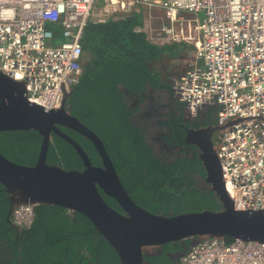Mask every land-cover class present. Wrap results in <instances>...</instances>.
Segmentation results:
<instances>
[{
    "label": "built area",
    "instance_id": "2783aa9c",
    "mask_svg": "<svg viewBox=\"0 0 264 264\" xmlns=\"http://www.w3.org/2000/svg\"><path fill=\"white\" fill-rule=\"evenodd\" d=\"M98 1L0 0V71L25 82L31 102L60 108L84 72L82 35L90 21L133 14L143 18L139 26L149 20L150 31H138L148 40L193 46L168 98L190 117L217 109L223 128L215 144L235 208H264V0H104L95 13ZM161 13L169 22L153 25ZM35 207L19 204L12 223L30 227ZM175 264H264V243L205 238Z\"/></svg>",
    "mask_w": 264,
    "mask_h": 264
},
{
    "label": "trees",
    "instance_id": "16d2710c",
    "mask_svg": "<svg viewBox=\"0 0 264 264\" xmlns=\"http://www.w3.org/2000/svg\"><path fill=\"white\" fill-rule=\"evenodd\" d=\"M142 22L141 16L133 14L88 23L82 35L84 72L73 86L67 109L101 136L125 188L142 207L164 215L220 209L222 203L208 184L197 183L206 175L197 148L193 146L190 155L182 150L167 156L155 154L148 142V125L144 124L148 116L136 117L146 97L154 101L164 90L172 93L170 75L164 78L155 63L164 55L175 57L184 49L177 50V43L182 42H151L145 33L138 32ZM178 109L180 115L174 119L185 124L184 109L180 104ZM167 114L161 112V117ZM208 117L215 119L210 112ZM164 124L173 132L172 137L168 132L165 138L171 144H180L184 128L176 126L172 118L159 125ZM61 128L80 142L93 164H102L91 140L75 130ZM42 138L36 130L0 131V151L15 162L35 165ZM47 162L65 169L84 168L74 146L55 133ZM100 191L111 206L124 212L113 197ZM35 209L36 218L30 227L15 226L10 220L9 194L0 183V264H121L116 250L85 215L57 205L41 204ZM225 240L234 238L227 236ZM184 244L186 250L191 247V241L186 240L146 250L144 259L148 264H175Z\"/></svg>",
    "mask_w": 264,
    "mask_h": 264
},
{
    "label": "water",
    "instance_id": "95a60500",
    "mask_svg": "<svg viewBox=\"0 0 264 264\" xmlns=\"http://www.w3.org/2000/svg\"><path fill=\"white\" fill-rule=\"evenodd\" d=\"M72 89L65 92L60 108H45L29 100L25 82L0 71V131L36 130L43 137L35 165L15 162L0 151V183L9 194L10 216L22 203L57 205L79 212L113 246L121 264H148L144 259L146 250L186 240L191 241V247L205 238L225 239L227 236L264 243V208L237 209L226 189L214 139L216 131L223 126L188 129L186 137V142L197 148L206 171L205 182L222 207L176 215L154 213L128 193L101 136L67 109ZM171 89L173 91V87ZM61 126L91 140L102 164H93L80 142ZM52 133L74 146L83 169H65L47 162ZM100 188L113 197L124 212L111 206ZM183 247L184 251L177 252L178 256L187 251V245Z\"/></svg>",
    "mask_w": 264,
    "mask_h": 264
},
{
    "label": "flooded vegetation",
    "instance_id": "af4514ba",
    "mask_svg": "<svg viewBox=\"0 0 264 264\" xmlns=\"http://www.w3.org/2000/svg\"><path fill=\"white\" fill-rule=\"evenodd\" d=\"M171 93V92H170ZM151 100V101H150ZM158 101V100H157ZM168 102L170 104L171 107H173L172 105L174 103H171V101L168 98ZM144 105V110L143 113L146 114L148 116L149 119H153L155 122L157 119H159V121L156 123L158 126V130L156 132H154L151 136H152V140H154V142H156L157 144H159V154L158 155H172L175 154L177 152H180L181 150L187 154L190 155V152L193 150V145L189 144L186 142V137H187V130L189 129H198L201 127H207V126H211V125H216L217 121L215 119H213V121H211L208 117L209 114V110L204 108V110H206L205 114L201 115L198 117V115L196 117H186L183 116V121H185L184 123H180L177 122L175 118V116H179L180 113L176 112L178 109V106L176 109L170 108L169 110H167L166 113H170L171 116L169 117L170 114H167L164 117H161V112H162V105L163 104H159L158 102H156L155 100L153 101V99H151L149 96L146 97V101L144 103H141V106ZM210 109V108H209ZM203 110V109H202ZM201 112V111H200ZM155 115H157V117H155ZM198 117V118H197ZM170 118H172V121H175L176 126H182L184 128V138H179L181 143L180 144H171L169 143V140H167L165 138V134L169 132V136H173V132L172 129L169 125H159L160 123H165V121H168ZM177 118V117H176ZM160 122V123H159ZM155 124V123H154ZM160 129H162V131H160ZM218 132L216 131L215 134H217ZM215 139V138H214ZM195 147V146H194ZM196 151H198L196 149ZM198 155V152H197Z\"/></svg>",
    "mask_w": 264,
    "mask_h": 264
},
{
    "label": "rangeland",
    "instance_id": "374dc122",
    "mask_svg": "<svg viewBox=\"0 0 264 264\" xmlns=\"http://www.w3.org/2000/svg\"><path fill=\"white\" fill-rule=\"evenodd\" d=\"M104 4H105V1L104 0H100V1H98L97 3H96V5H95V13H97V12H101V10H102V8L104 7ZM158 19L155 21V22H153V25H155V26H157V25H161L162 23H168L169 21L166 19V17L164 16V14L163 13H161V14H158ZM150 24H149V20H146V24H145V26H141V27H138L137 29L139 30V31H150L149 30V26ZM152 41H153V39H151ZM161 42H167V41H165V40H160ZM168 41H170V40H168ZM182 43H186V42H183L182 41ZM187 44V43H186ZM193 51V50H192ZM168 60L169 59H167V60H159L158 61V63H156L157 65V68L159 69V70H168V69H172L173 70V72H174V74H176L175 75V77L173 78V79H170L171 80V83H172V85H173V88H174V86H175V84H176V82H177V80L179 79V77H180V75L184 72V71H186L188 68H189V66H190V63L187 65L186 63H187V60H185L184 62H180V63H177V64H172V62L169 60V62H168ZM188 67H187V66ZM170 90H164V91H162V92H160L159 93V95L158 94H156V96L157 97H159V99H156L155 101L156 102H158L159 104H163L162 105V112H166L167 110H169L170 108H173V107H175V108H173V109H176L177 108V106H178V104H173L172 106L173 107H171L170 106V104H169V102H168V95L170 94ZM158 100V101H157ZM136 102H133V103H131V106L132 107H134V104H135ZM144 105L143 106H141V110L136 114V117L138 118V117H140L142 114H144L143 113V110H144ZM206 109H208L209 110V112H210V116L212 117V118H216V115H217V109H215V108H213L214 110H211L212 108H208V107H206ZM177 111V113L179 112V109H176ZM205 112H206V110H201V112L199 113V115H198V117L199 116H201V115H203V114H205ZM183 114H184V116H186V117H190V116H188L186 113H185V111L183 110ZM197 117V118H198ZM191 118V117H190ZM159 120L157 119L156 120V122L153 120V119H147V121L144 123V124H147L148 125V131H147V133H148V142L150 143V145L153 147V149H154V151H155V154H159L158 152H159V144H157L156 142H154V140H152V134L154 133V132H156L159 128L157 127L158 125L156 124L157 122H158ZM155 123V124H154ZM160 131H162V129H160ZM216 136H217V134H214V138H216ZM197 183L199 184V185H205V179H203V178H198L197 179Z\"/></svg>",
    "mask_w": 264,
    "mask_h": 264
},
{
    "label": "crops",
    "instance_id": "0c3cea01",
    "mask_svg": "<svg viewBox=\"0 0 264 264\" xmlns=\"http://www.w3.org/2000/svg\"><path fill=\"white\" fill-rule=\"evenodd\" d=\"M145 31V30H144ZM145 32H147V31H145ZM161 39H153V41L150 39V41L151 42H153V43H155V44H173V43H171V41H167V42H161L160 41ZM170 42V43H169ZM177 44H179L178 46V51L180 50V49H182L183 47H184V49H183V51L182 52H180L178 55H176L175 57H173V56H171V55H164L161 59H159V60H167V59H169L171 62H172V64H177V63H180V62H184L185 60H187V65L190 63V59H191V57H190V55L192 54L193 55V53H194V51H192L193 49H192V45H190V44H186V43H177ZM183 46V47H182ZM190 53V54H189ZM191 55V56H192ZM193 57V56H192ZM158 60V61H159ZM169 60H168V62H169ZM158 61L156 62V63H158ZM155 63V67L157 68V64ZM186 65V66H187ZM188 67V66H187ZM158 69V68H157ZM159 70V69H158ZM161 73H162V76H164V78L166 77V75L168 74V75H170L169 77H171V79H173L174 77H175V75L176 74H174V72H173V70L172 69H168V70H159ZM185 72V71H184ZM183 72V73H184ZM182 73V74H183Z\"/></svg>",
    "mask_w": 264,
    "mask_h": 264
},
{
    "label": "bare ground",
    "instance_id": "6f19581e",
    "mask_svg": "<svg viewBox=\"0 0 264 264\" xmlns=\"http://www.w3.org/2000/svg\"><path fill=\"white\" fill-rule=\"evenodd\" d=\"M149 28H150V25L148 26ZM150 30V29H149ZM161 40H163V39H161ZM165 41H168V40H165Z\"/></svg>",
    "mask_w": 264,
    "mask_h": 264
}]
</instances>
